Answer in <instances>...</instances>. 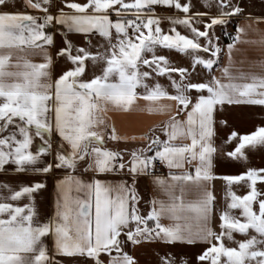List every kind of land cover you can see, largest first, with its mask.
<instances>
[{"label": "snow or ice", "instance_id": "obj_1", "mask_svg": "<svg viewBox=\"0 0 264 264\" xmlns=\"http://www.w3.org/2000/svg\"><path fill=\"white\" fill-rule=\"evenodd\" d=\"M251 7L248 0H0V264H105L102 256L142 264L137 248L143 264H190L175 249L193 245H203L198 264H264V167L248 166V152L264 148V119L251 133L238 131L255 118L244 106L264 110V75L232 72L238 43L264 46V36L242 40L247 30L236 23ZM247 18L249 29L264 23V14ZM221 36L229 39L223 47ZM222 54L228 66L219 68ZM109 110L168 119L148 132L131 124L120 131ZM217 163L243 171L217 176ZM216 179L226 188L219 210L208 184ZM141 180L168 200L153 199L141 212ZM53 192L49 215L41 198Z\"/></svg>", "mask_w": 264, "mask_h": 264}, {"label": "crops", "instance_id": "obj_2", "mask_svg": "<svg viewBox=\"0 0 264 264\" xmlns=\"http://www.w3.org/2000/svg\"><path fill=\"white\" fill-rule=\"evenodd\" d=\"M19 2V0H17ZM249 3L253 5V7L246 10V14L244 17H241L236 23H238L241 27H244L247 32L246 35L242 36V40L247 41H259L262 36H264V23L260 24H253L252 28L249 29L248 26V13H250L253 17H258L264 14V12H257L262 7V4L257 0H248ZM194 3H197L196 1ZM257 10V11H256ZM156 12L158 14L168 16L172 15L173 12L167 8L163 7H157ZM168 21L165 20L162 24V27L165 29L168 28ZM254 29H258V31H254ZM232 32L234 33V29L232 28ZM217 35H220V32L216 33ZM223 36H221V45L222 47L226 44L223 43ZM176 63L180 64H186L187 59L184 57H181L177 54L172 55L171 57ZM233 65H232V72L233 74H238L239 72L244 73H250V74H256V75H264V69L261 68V64H264V46L260 45L259 43H238L236 45V49L233 52ZM32 61L35 63L41 62V57H31ZM228 66V58L226 54H222V60L221 64L218 66L219 68L227 67ZM215 75L217 77H221L222 73L221 71L217 70L215 72ZM160 82L167 85V80L163 77L160 78ZM224 82H227L226 80ZM237 82H251V81H237ZM146 101L143 99L138 101V104L141 107H144L146 105ZM162 103H170L169 101H162ZM248 108L251 112V114L255 117L254 119L243 123L239 126L238 131L241 134H248L251 133V131L254 130L256 126L259 125V122L261 119H264V110L261 109L260 106H244ZM106 119L110 124H114L118 130L123 131L126 127H128L130 124L135 126L140 132H148L150 128H156L160 126L162 121H166L168 119L167 115L162 114H149L147 112L143 113H124V112H116L109 110L106 113ZM226 133L219 132L218 135L220 137H223ZM177 143H190V141H177ZM107 147L110 149L118 150V149H124L123 143L120 145H117L115 142H110L107 144ZM127 151V149H124ZM248 166L259 168L264 167V148H256L255 150L248 152ZM192 171L193 175L194 168L191 166H186L185 171ZM243 171V167H228L225 166L223 163H217L214 172L217 176H221L224 174H239ZM161 176L167 177L168 175V169L162 166V171L157 173ZM85 176H88L90 174H84ZM0 179H3L0 177ZM103 179L107 180L108 182H116L121 179L120 175H108L103 177ZM49 187H53L54 181L51 177L48 178ZM209 190L213 191L216 197L217 201V209L223 208L224 206V200H225V194H226V188H225V182L221 179H216L214 181H209ZM139 196H140V203L138 205L141 212H148L151 208V201L153 199L157 200H164L167 201L168 197L164 195L162 189H160L158 186L153 185L150 180L145 181L141 180V182L137 185ZM233 190L237 191L238 194H244L245 190L243 188H234ZM194 196H186V200H194ZM54 201H55V193L53 192L50 197L41 198V203L45 206L46 210L48 211L49 215L52 214L54 209ZM219 212H217L218 216ZM162 223L169 224L171 221L164 219L162 220ZM219 220L216 219L214 221V227H216V231H219L218 225ZM237 235V234H236ZM241 238V237H240ZM241 240V239H240ZM44 242L46 246L49 249H52L54 247V242L51 238H44ZM203 249V245H193V246H185L175 249L176 252L183 253L184 256L190 261V264H198L196 257L200 254V252ZM129 251H132V249H128ZM137 252L139 258L141 259V262L143 264V261L146 259L144 255L143 249H135ZM58 261H61L66 258H56ZM102 259L105 260V264H107V257L102 256Z\"/></svg>", "mask_w": 264, "mask_h": 264}, {"label": "rangeland", "instance_id": "obj_3", "mask_svg": "<svg viewBox=\"0 0 264 264\" xmlns=\"http://www.w3.org/2000/svg\"><path fill=\"white\" fill-rule=\"evenodd\" d=\"M197 2V4L199 5V3H200V0H194V2ZM257 1H259L260 3H261V0H257ZM203 10V9H202ZM257 11V10H256ZM257 12H264V8H260V10L259 11H257ZM218 31L219 30H217V33H218ZM228 31L229 32H232V27L230 26L229 28H228ZM223 41V40H222ZM241 237V238H240ZM236 240H240V239H243V237L242 236H240L239 234H237L236 235Z\"/></svg>", "mask_w": 264, "mask_h": 264}, {"label": "trees", "instance_id": "obj_4", "mask_svg": "<svg viewBox=\"0 0 264 264\" xmlns=\"http://www.w3.org/2000/svg\"><path fill=\"white\" fill-rule=\"evenodd\" d=\"M228 42H229L228 37L223 36V43L226 44V43H228Z\"/></svg>", "mask_w": 264, "mask_h": 264}, {"label": "built area", "instance_id": "obj_5", "mask_svg": "<svg viewBox=\"0 0 264 264\" xmlns=\"http://www.w3.org/2000/svg\"><path fill=\"white\" fill-rule=\"evenodd\" d=\"M161 171H162V166H159V165H158L157 168H156V172L159 173V172H161Z\"/></svg>", "mask_w": 264, "mask_h": 264}]
</instances>
